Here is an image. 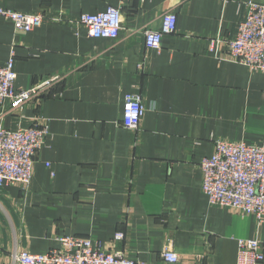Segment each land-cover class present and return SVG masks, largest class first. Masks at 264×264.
Here are the masks:
<instances>
[{
	"label": "crops",
	"instance_id": "obj_1",
	"mask_svg": "<svg viewBox=\"0 0 264 264\" xmlns=\"http://www.w3.org/2000/svg\"><path fill=\"white\" fill-rule=\"evenodd\" d=\"M249 1L261 0H0L44 17L29 33L0 18V66L13 51L14 90L58 79L21 109L0 106L7 130L37 119L48 129L29 187L0 189V264L46 254L62 237L142 264H236L239 241L264 243V221L209 206L199 168L215 140L264 147V75L226 57ZM107 7L121 12L114 40L74 23ZM167 12L175 32L147 49L143 31H159ZM135 93L143 116L127 130L124 98ZM166 245L177 262L162 259Z\"/></svg>",
	"mask_w": 264,
	"mask_h": 264
},
{
	"label": "built area",
	"instance_id": "obj_2",
	"mask_svg": "<svg viewBox=\"0 0 264 264\" xmlns=\"http://www.w3.org/2000/svg\"><path fill=\"white\" fill-rule=\"evenodd\" d=\"M245 15L238 23L236 34L226 44V57L245 66L249 71L264 75V0L245 3ZM0 18L12 23L15 31L29 33L44 21L41 14H25L0 7ZM75 24L82 26L87 35L94 39L118 37L122 30L119 8L107 7L96 14H81ZM176 16L171 12L161 16L159 31L144 30V45L149 50H159L161 39L175 32ZM16 73L14 53L0 66V106L7 100L21 109L24 104L38 99L43 92L55 84L57 77L43 79L28 89L14 90ZM143 116L139 94L124 98L121 123L127 130H136ZM47 125L40 120L28 128L5 129L0 121V189L18 185L29 187L35 159L45 143ZM214 151L210 157L199 162L202 175L201 191L209 206L226 209L243 216H252L260 225L264 221V147L246 145L242 142L213 141ZM122 233L114 240L121 241ZM59 247L46 254L19 252L14 259L17 264H142L124 257L120 252L105 251L101 243L84 237H62ZM165 262L175 263L178 256L166 245L161 251ZM264 243L258 239L238 242L236 264H262Z\"/></svg>",
	"mask_w": 264,
	"mask_h": 264
}]
</instances>
